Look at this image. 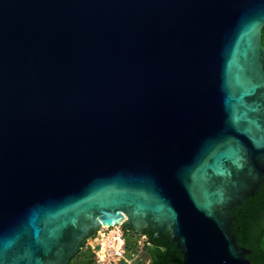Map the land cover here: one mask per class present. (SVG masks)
Listing matches in <instances>:
<instances>
[{"label": "water", "instance_id": "obj_1", "mask_svg": "<svg viewBox=\"0 0 264 264\" xmlns=\"http://www.w3.org/2000/svg\"><path fill=\"white\" fill-rule=\"evenodd\" d=\"M263 25L264 0H0V264L118 224L252 264L229 211L264 181Z\"/></svg>", "mask_w": 264, "mask_h": 264}, {"label": "trees", "instance_id": "obj_2", "mask_svg": "<svg viewBox=\"0 0 264 264\" xmlns=\"http://www.w3.org/2000/svg\"><path fill=\"white\" fill-rule=\"evenodd\" d=\"M261 42L264 46V25ZM229 212L232 216V232L237 243L250 249L248 258L252 264H264V181L259 184L252 196L245 197L239 207ZM122 227L125 235L134 233L127 230L126 224ZM142 232L146 233L148 239V244L143 249V255L149 258L148 264H182L181 253L171 240L168 231L162 236H154L151 228H145ZM83 249L89 253V258L84 264H91L93 253L90 247L81 250Z\"/></svg>", "mask_w": 264, "mask_h": 264}, {"label": "built area", "instance_id": "obj_3", "mask_svg": "<svg viewBox=\"0 0 264 264\" xmlns=\"http://www.w3.org/2000/svg\"><path fill=\"white\" fill-rule=\"evenodd\" d=\"M123 224L97 228L85 242L82 248L90 247L93 257L91 264H148L149 258L143 255V249L148 244L146 233H138L137 247L125 240ZM98 248L94 249V245Z\"/></svg>", "mask_w": 264, "mask_h": 264}, {"label": "rangeland", "instance_id": "obj_4", "mask_svg": "<svg viewBox=\"0 0 264 264\" xmlns=\"http://www.w3.org/2000/svg\"><path fill=\"white\" fill-rule=\"evenodd\" d=\"M125 240L128 244L137 247L138 237L135 233H127L125 235ZM87 248V247H86ZM89 258V253L86 249L80 250L76 253L74 257L67 264H84V262ZM132 264H137V261H133Z\"/></svg>", "mask_w": 264, "mask_h": 264}, {"label": "flooded vegetation", "instance_id": "obj_5", "mask_svg": "<svg viewBox=\"0 0 264 264\" xmlns=\"http://www.w3.org/2000/svg\"><path fill=\"white\" fill-rule=\"evenodd\" d=\"M146 228H151V227H146ZM152 229V228H151Z\"/></svg>", "mask_w": 264, "mask_h": 264}]
</instances>
